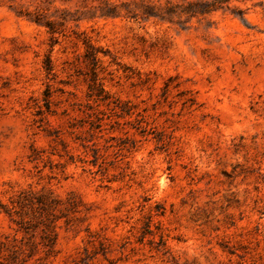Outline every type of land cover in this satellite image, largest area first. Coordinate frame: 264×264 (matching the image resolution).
<instances>
[{"label":"rangeland","instance_id":"rangeland-1","mask_svg":"<svg viewBox=\"0 0 264 264\" xmlns=\"http://www.w3.org/2000/svg\"><path fill=\"white\" fill-rule=\"evenodd\" d=\"M190 1L0 0V264H264V0Z\"/></svg>","mask_w":264,"mask_h":264},{"label":"trees","instance_id":"trees-1","mask_svg":"<svg viewBox=\"0 0 264 264\" xmlns=\"http://www.w3.org/2000/svg\"><path fill=\"white\" fill-rule=\"evenodd\" d=\"M231 0H192L188 3V10L193 15L196 14H207L224 7L225 4L229 3ZM241 16L243 14H240ZM104 87L101 83L96 82L95 76L89 83V96L93 97L98 95L100 99L105 100L108 95H106ZM102 96V98H101Z\"/></svg>","mask_w":264,"mask_h":264}]
</instances>
